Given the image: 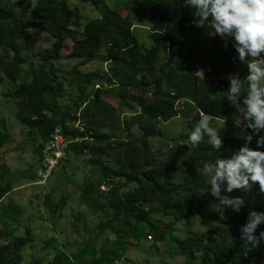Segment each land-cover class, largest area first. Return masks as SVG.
Returning <instances> with one entry per match:
<instances>
[{
    "label": "trees",
    "instance_id": "16d2710c",
    "mask_svg": "<svg viewBox=\"0 0 264 264\" xmlns=\"http://www.w3.org/2000/svg\"><path fill=\"white\" fill-rule=\"evenodd\" d=\"M80 1L92 4L100 17L89 20L79 30L81 16L78 9H72L69 0H37L35 4L25 0L23 5H28L25 10L18 2L0 0V86L10 84L0 96L6 102L17 100L18 121L28 138L44 143L56 127H61L65 134L81 139L70 145L71 154L84 156L89 145L95 144L89 151L93 156L90 162L99 166L100 172L81 199L97 217L93 225L86 221L95 241L103 235L106 237L101 246L88 241L77 246L71 254L77 264H117L143 239L150 242L148 249L161 251L170 238L174 247L167 261L177 260L172 261L174 264H196L198 259L200 264H248L247 258L264 256V243L263 247L261 242L254 247L241 239L249 213H264V195L260 194L258 184L250 192L237 189L228 192L227 185H221V197H238L244 201L243 213L229 210L225 217L210 215L215 223L202 235L179 239L170 232L174 222L202 216L212 201L219 200L211 193L209 177L203 174L204 164L230 158L245 143L233 134L238 129L235 119L241 113L227 100L228 77L238 74L243 80L248 74L246 64L238 60L233 39L227 38V47L222 38L210 40V25L196 26L195 10L184 7V0H127L129 19L109 8L104 0ZM134 21L148 30L149 43L135 34ZM44 29L51 32L52 46L37 49L39 31ZM79 35L82 38L73 43L69 53L70 58L79 62L72 70L63 72L56 64L61 61L65 42ZM30 51L35 52L36 59L33 69L26 74ZM96 61L107 63L108 71H81L82 66ZM199 71L206 77L199 76ZM58 73L79 83L78 95L83 98L77 97L79 101L71 106L61 105L54 93ZM42 86L44 89L38 90ZM246 92L247 84L241 93V107ZM104 94L116 96L125 106L132 102L138 113L121 123L117 110L102 101ZM180 102L183 104L178 107ZM200 110L217 117L216 121L222 124L227 118L226 130L220 131L223 140L220 151L208 144L206 134L199 145L189 142L200 119ZM190 112L194 114L187 123L190 131L171 139L180 145L163 149L167 151L165 160L152 165L156 127ZM103 119L112 127L124 125L128 134L138 125L143 135L116 139L102 127ZM71 120L81 121L84 131L70 130ZM248 134H252L251 130ZM259 135L264 136V131ZM256 140L257 136L253 135L249 147L264 151L257 149ZM9 142L8 131L0 130V152ZM38 155L37 162L40 151ZM179 155L187 161H179ZM100 156L109 157L115 165L101 161ZM21 175L18 179L34 183L37 171L31 167ZM103 185L109 189L101 191ZM15 189L10 169L0 176V264H23L25 249L34 243V228L26 227L23 234L18 233L24 209L13 208L7 199ZM205 193H208L206 197ZM152 204H158L161 213L172 217L173 222L162 228L153 221L149 209ZM55 206L57 203L50 207L53 217ZM108 231L116 237H108ZM254 235L258 236L256 232ZM51 244L49 238L46 245ZM62 246L49 260L52 264H73L70 262L73 258L66 253L68 245ZM198 251L203 252L202 257L195 255Z\"/></svg>",
    "mask_w": 264,
    "mask_h": 264
},
{
    "label": "rangeland",
    "instance_id": "374dc122",
    "mask_svg": "<svg viewBox=\"0 0 264 264\" xmlns=\"http://www.w3.org/2000/svg\"><path fill=\"white\" fill-rule=\"evenodd\" d=\"M11 1L14 3L18 2L19 6H22L24 10L28 8L27 3L23 5L25 0ZM29 1L31 4H35L37 0ZM104 1L109 8L120 14L124 19L130 18L127 0ZM69 4L73 10L78 9L79 15L81 16L79 30L81 27L83 29L85 23L89 20L100 17V13L92 4L83 3L80 0H69ZM133 25L136 27L135 34L142 40L143 38L146 39L148 30L144 28V26L139 25L137 21H134ZM39 33V41L35 47L37 49H46L52 46L51 32L44 29L39 31ZM209 37L210 40L221 38L219 35L214 34V30L211 29V27ZM80 38H82V35L65 42L64 49L61 53V61L56 64V67L63 72L72 70L73 67L78 64L79 60L70 58L69 53L73 43ZM146 43H149L147 39ZM104 52L105 47L101 53L104 54ZM28 55L31 62L25 67L26 74L31 72L33 69V62L36 59L34 51L28 52ZM34 68H38L37 63L34 65ZM80 69L85 73L106 72L108 71V64L96 61L82 66ZM57 75L59 80L55 83L54 93L58 97L61 105L71 106L73 102L79 101L77 97L80 96V99L83 98L81 95H78V81L63 73H58ZM9 88L10 84L1 85L0 94L3 95ZM43 89L44 86L40 87L38 90ZM101 99L104 103H108L117 110L119 115L118 118L121 123L130 121V119L138 113V110L134 109L132 102L125 106L119 102L118 98L114 95L104 94L101 96ZM18 108L17 100L6 102L5 99L0 96V130L3 132L8 131L11 136V142L0 152V176H5L6 173H9L10 169L13 173V182L16 189L7 199L11 201L13 208L20 206L24 209V214L20 217L21 227L18 233L23 234L26 227L35 229L34 243H29V247L25 249L24 253L26 254L23 264H36L37 262L38 264H52L51 260L56 256L57 249L60 246L63 248L62 245H68L66 247V253L70 257H72V252H76L75 249H78L77 246L83 244L84 241L98 243L101 246L106 236L103 235L100 240L95 241L94 234L89 231L91 229L90 226L86 225V221H90L93 225L96 223L97 217H94L88 203H83V199H81V197L84 196V192L93 184V181L98 178V173L100 172V167L90 162L93 156L89 154V151L95 144L89 145L90 147L87 151L85 150L84 156H80L79 153L74 152L71 154L70 152L67 162H62L60 166L55 169L53 175L45 185L40 186L32 183L31 180L18 179L22 176L21 172H25L27 168L30 169L33 167L36 171L39 164V161L37 162V160H39L38 151H40V147L43 144L39 140L34 141L28 138L25 129L18 121ZM94 111H96V109H94ZM79 112L82 113V111H78V113ZM193 116L194 114L191 112L186 113L180 118H174L156 127V138L152 140V157H154V159L151 158L152 165H158L165 160L167 151H163V149L180 145V142H172L171 139L176 138L181 133L190 131L187 123ZM240 116L235 119L236 124L239 123ZM70 122L74 124V120ZM101 122L102 127L106 128V131L111 133L116 139L129 138L130 136L140 138L143 135V130H141L138 125H134L130 134H128L125 131L124 125H121L120 128H116L106 123L105 119ZM214 126L221 129V131L226 130L224 124L221 122L214 121ZM72 127L73 126H71V128ZM237 127L238 129L233 131L235 136H238L241 131V127ZM100 159L101 161L115 165L113 162L109 161L111 160L109 157L100 156ZM179 161H187V158L179 155ZM207 195L208 193H205L203 196L206 197ZM55 203H57L54 210L56 214L55 217H53L50 207H54ZM149 209L153 213L152 220L156 223H160L162 228L168 223L173 222L172 217H166L161 213V208L158 204L150 205ZM229 210H233V208L221 205L220 200H214L209 204L202 216L190 217L182 222H174L170 232L174 237L179 239L188 236L202 235L211 224L215 223L210 215L225 217L226 212ZM233 212L235 214H240L243 213V210L240 208L239 212L234 210ZM260 232H264V223L260 224L256 229L258 236ZM106 235L111 239L116 237L115 234H111L109 231L106 232ZM49 238H51L52 244L46 245V241ZM166 242L168 244L165 246L162 245V250L157 251L155 249H148L150 242L148 244L147 240L143 239L138 246L131 247L126 252V257L117 264H174L173 262L178 261H167L168 255L173 251L174 245L171 243L170 238H168ZM260 242L262 243L260 247H263L264 240H260ZM257 253L259 254V251ZM50 258L51 260H49ZM72 258L70 262L77 264L76 259L74 257ZM247 259L248 264H264V256L262 255ZM54 261L57 263L58 259ZM80 264H87V262H82Z\"/></svg>",
    "mask_w": 264,
    "mask_h": 264
},
{
    "label": "clouds",
    "instance_id": "9594fccd",
    "mask_svg": "<svg viewBox=\"0 0 264 264\" xmlns=\"http://www.w3.org/2000/svg\"><path fill=\"white\" fill-rule=\"evenodd\" d=\"M184 7L194 9L196 26L203 28L206 23L209 24L214 34L225 40V47L227 38H232L239 62L247 67L248 74L243 80L238 74L228 77L230 87L227 92L228 102L241 113L236 125L241 127L238 139L245 143L230 158L205 163L203 168V174L209 177L212 195L219 198L221 205L239 212L244 201L238 197H221L222 184L227 185L228 192L233 189L250 192L258 184L260 194L264 195V151L249 147L253 135H256L257 149L264 148V136L259 135L264 131V0H184ZM245 84L247 92L243 98L244 106L241 107L240 98ZM199 115L200 119L189 136V142L199 145L205 140L206 134L208 144L220 151L223 146L221 129L214 126L218 118L203 110H200ZM226 120L224 118L225 125ZM248 130L252 134H248ZM107 190V186L101 187V191ZM262 223L264 213H249L248 223L242 228L241 239L254 247L258 246L260 240H264V232H260L259 236L254 233ZM195 255L202 257L203 252L198 251ZM196 264H200L199 259Z\"/></svg>",
    "mask_w": 264,
    "mask_h": 264
},
{
    "label": "built area",
    "instance_id": "2783aa9c",
    "mask_svg": "<svg viewBox=\"0 0 264 264\" xmlns=\"http://www.w3.org/2000/svg\"><path fill=\"white\" fill-rule=\"evenodd\" d=\"M199 72L202 73L201 71ZM202 74L198 75L205 78L206 76ZM181 104H183V102H180L179 106H181ZM68 126L70 130L78 129L81 132L84 131V125L79 120L74 122V124L71 122L68 123ZM71 126L73 127L71 128ZM77 141H81V139L75 138L72 135H67L61 127H56L40 148L41 156L39 165L36 169L37 176L34 184L40 186L45 185L53 175L55 169L58 168L62 162L69 159L70 145Z\"/></svg>",
    "mask_w": 264,
    "mask_h": 264
}]
</instances>
